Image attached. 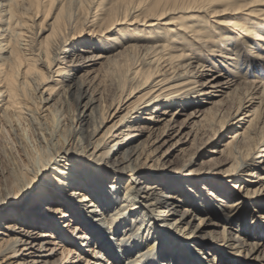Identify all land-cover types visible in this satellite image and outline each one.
I'll use <instances>...</instances> for the list:
<instances>
[{
    "label": "bare ground",
    "instance_id": "6f19581e",
    "mask_svg": "<svg viewBox=\"0 0 264 264\" xmlns=\"http://www.w3.org/2000/svg\"><path fill=\"white\" fill-rule=\"evenodd\" d=\"M62 1L56 0L61 4L59 11L65 4ZM85 1L91 4L86 26L67 34L66 30L70 29L57 13L50 18L51 22L42 24L46 14L40 19L39 13L47 8L44 2L51 4L48 0H0V264H264V221L259 223L256 219H264V199L250 203V208L244 200L248 196V184L260 187L251 189L249 196H257L259 189L264 193V165H257L251 159L256 144L249 141L255 126L248 125L244 132H237V136L243 138L246 151L241 160L234 166L231 164L233 167L222 175L227 181L243 175L246 187L241 198L235 197L233 191L222 194V190L213 191L205 184L196 188L191 185L176 188V192L167 179L144 177L142 168L150 155L149 140L132 132L135 127L127 128L119 139L108 144L110 137H119L114 130L130 120L139 119L136 113L149 110L146 118L161 122L167 120L162 115H171L168 107L172 103H176L175 110L186 101L187 104L195 101L189 100L191 93L207 95L209 92L196 89L194 85L195 78L204 75V65L200 61L205 56L212 61L211 55L214 59L218 56L223 66V73L212 74L209 78L211 83L220 76L224 79L209 85L220 95L225 94L217 101L221 106L228 108L229 105L224 89L240 82L247 74L263 77L264 55L260 53L264 52V46L253 55V48L257 50L258 44L256 46L252 40L264 43V0H148L145 4L117 0L113 6H104V0H79V7ZM177 13L180 16L174 21L172 17ZM38 19L35 26L39 27V35L33 29ZM188 20L191 23L186 24ZM119 23L134 25L132 29L126 28L122 37L141 32L139 39L150 38V44L127 41L121 45L124 51L115 52L104 47L103 40L96 34L103 33L104 38L106 31L121 32L122 29H115ZM74 39L90 44L91 48L101 45L102 49L93 52L88 46L80 48L78 51L86 52V56L77 57L69 65V61L64 62L59 55L70 52L64 47ZM229 40L237 43L236 47L227 48ZM48 43L50 50L44 51L41 47ZM127 50L137 58L128 78L132 84L124 92L120 89L105 110L99 107L96 99L100 98L96 87H102L103 72L97 65L102 58L108 61L118 56L123 58L121 55ZM250 57L257 60L248 62ZM53 62L63 65L52 70ZM53 76L59 78L53 79ZM47 82L53 85L45 86ZM245 84V99L237 106L236 113L251 108L258 98L253 94L264 87V82L260 84L258 80ZM27 85L31 93L38 94L31 98L42 103L40 111L30 109L26 100ZM143 89H146L143 95L134 101L135 94ZM72 95L78 102L83 101L81 113L71 121L75 124L62 123L56 117L49 126L48 116L49 119L55 117L58 103L70 102ZM257 104L263 105L260 100ZM160 105L165 107L160 109ZM87 109L89 112L85 114ZM124 109L127 111L119 117L124 124L122 121L112 124L93 140L105 124ZM156 112L160 116H154ZM261 113L264 121V106ZM214 114L209 108L205 116ZM84 115L89 118L90 129L82 143L75 135ZM23 121L30 123L35 144L44 143L49 147L44 162L31 156V137L20 125ZM262 143L260 157H264V139ZM90 148L92 152L87 153ZM222 148L225 155L232 156L228 140ZM73 153L105 168L88 166L85 172L90 174L59 169V161ZM114 153L116 156L111 162L110 155ZM110 169L119 175L108 178ZM254 171L261 173L252 180ZM215 177L221 178L220 174ZM140 179L148 183L133 189L132 183ZM90 180L99 181L98 186L92 187ZM164 188L174 191L162 193ZM162 205L157 213L153 212ZM112 206L108 222L112 236H102L92 228L93 218L88 213L103 215ZM182 206L185 209L181 219L176 221L188 223V217L196 219L201 213L198 226H202L200 230L206 231V235L191 232L180 233V239L172 236L179 234L178 229L165 220L174 213L171 209L179 212L178 207ZM90 207L97 208L90 210ZM220 227L222 230L218 231ZM196 238L198 241L192 240ZM187 240L191 241L185 243ZM207 244L212 252L205 250ZM132 252L135 253L132 255Z\"/></svg>",
    "mask_w": 264,
    "mask_h": 264
},
{
    "label": "rangeland",
    "instance_id": "374dc122",
    "mask_svg": "<svg viewBox=\"0 0 264 264\" xmlns=\"http://www.w3.org/2000/svg\"><path fill=\"white\" fill-rule=\"evenodd\" d=\"M117 0H104L103 5H114V3ZM148 0H131V2H141L142 4L147 3ZM77 2V3H76ZM46 3V7L48 10L44 8V12L42 11L40 14V19L42 16L46 14L43 20V25L47 24V22H51V19L53 16L58 14V16L64 20V23L67 24V27L70 30H66L67 34H69L71 31H78L83 29L86 24V17L89 13V7L90 3H87L85 1L83 6L79 7V0H63L61 3H65L62 7V9L59 11L60 3H57L56 0H48V3H51L50 5H47V2H44V5ZM180 16V13L175 14L172 19L176 21ZM35 20L33 29L36 30V32L40 33L39 27L35 24L39 22V20ZM73 21V22H72ZM186 24L191 23L190 20L185 22ZM134 25H129L127 23H119L115 26V29H122L120 32L118 30V33L113 32L109 33V31H106L107 33L104 35V38L102 34H96L97 38H101L102 44L104 47L114 49L115 51H124V49L121 47L125 42L129 43H135L137 45H145L150 44V38L148 40L142 41L139 39L141 32L138 34H133L132 36H124L125 33L123 31L126 30V28L132 29ZM84 31V30H83ZM115 31V30H112ZM110 31V32H112ZM69 32V33H68ZM123 32V33H122ZM120 33V34H119ZM146 33V32H144ZM122 34V35H121ZM151 37V34H148ZM139 36V37H138ZM216 34L214 35V37ZM88 41L91 40V37L89 35L86 36ZM138 37V38H137ZM213 37V36H212ZM213 37V38H214ZM137 38V39H136ZM251 39V38H248ZM224 41V40H223ZM230 41V42H229ZM228 41L227 48H234L236 47L233 41ZM253 43L257 46V50L253 48L254 52H252L253 55L256 53H259V47L264 46V43L257 42V40H252ZM234 43V44H233ZM74 44V45H73ZM83 45V46H82ZM90 44H81L80 42H77V40H72L71 44H67L64 49H68V53L62 52L59 56L62 57V60L69 61L68 64H72L75 62V60L79 59V56H86V52L78 51L80 48L84 47H90ZM219 46H222L220 43H218ZM41 46V44H40ZM82 46V47H81ZM44 47V48H43ZM74 47V48H73ZM100 47L102 49V46H97L94 48H89L91 51H99ZM239 45L237 46V48ZM44 51L50 50V44H44L41 47ZM245 48V47H243ZM46 49V50H45ZM85 49V48H84ZM86 51V50H85ZM200 51H202L200 49ZM256 51V52H255ZM203 52V51H202ZM201 52V53H202ZM261 52V50H260ZM217 54V53H216ZM260 54L264 55V52L262 51ZM123 58L120 56L114 58L113 60H109L108 58H102L100 61V64L98 63L97 67L101 68L103 70L102 72V84L98 88V93H100V98L96 97L98 99V102L100 103L101 108H105V110L108 108L110 101L112 98L121 92L120 89L123 90V92L128 88L131 84L128 81L129 77L131 76V72L133 69H135V60L137 59L133 53L129 50L125 52V54H122ZM211 55L210 60L209 56H205L200 62H203L204 65V75L201 77L195 78L197 81L194 85H196V89L202 88L204 92H209L207 95H196V93H191L189 100H195L193 103H184V105H179L175 110H173L176 107V103H172L168 109L170 110L171 115H162V117H165L167 120L161 121V122H152L151 120L147 119L149 110H145L140 113L134 114L136 118L135 120H130V122L125 123L123 127H121L118 130H114L113 133L118 135L117 138H109L108 141H110L108 144L112 143L114 140L119 139L121 132H126L127 128L129 127H135L134 131L137 132L141 137V139H146V141L149 140V146L148 149L150 151V155L147 157V160H145L143 164L144 167L142 168V172L144 174V177L149 178L152 176H160L161 179H167L169 182V185H174V189L176 188H182L184 186L191 185L194 188L200 187L203 184L206 186H211L210 189L213 191H221L222 194L228 193L230 191H233V193H236L237 196L235 197H242L245 193V181L242 180L241 176L239 175V179H231L229 181L226 180L227 177H222V175H225L226 172H228L236 163H238L241 160L242 153H245V146H243V138H240L241 136H237V132L242 131L244 132L249 127H254L255 133L250 138L249 143H255L256 146L254 150L251 153V159L256 163L257 165H264V157H260L259 154H261V147L263 146L262 140L264 139V121L261 120V108L264 106V87H260L258 91L253 94L254 96H257L255 103L251 108H244L239 110L238 113H236L237 106L241 103V101H244L245 99V92H247V85L245 82L258 80L260 81V84L264 82V76L261 78L254 77L252 74H247V76L240 80V82H236L235 84L231 85L229 88L224 89L227 100H228V108L225 106H221L218 104L217 101L222 98L223 95L220 92H216L212 87H209L210 84L220 83L223 82L224 79L220 76L216 80H214L212 83L209 82L210 76L213 74L216 75L218 73H223V66L221 63L218 62L219 57ZM125 58V59H124ZM130 60H129V59ZM136 58V59H135ZM116 59V60H115ZM118 59V60H117ZM133 60V61H132ZM257 59L250 57L251 61H255ZM112 61V62H111ZM120 61V62H119ZM124 61V62H123ZM210 61V62H209ZM118 62V63H117ZM139 62V61H138ZM212 62V63H211ZM214 62V63H213ZM257 62V61H256ZM58 62L52 63V70H55L57 67H61L63 64H57ZM116 65H115V64ZM216 64V66H214ZM196 65V64H195ZM39 68H43L40 65H37ZM197 66V65H196ZM145 68V67H144ZM261 69V68H260ZM45 70V69H43ZM76 70V69H75ZM77 71V70H76ZM71 72H74L71 71ZM78 72V71H77ZM47 74V73H46ZM59 76H53V79H57ZM141 79V77H139ZM160 77L156 78L155 80L159 79ZM229 78V77H228ZM179 81V80H177ZM202 83L204 85L202 86ZM239 84V86H238ZM53 85V82H47L45 86H51ZM29 85L26 86V100L28 101L29 105L31 106L30 109L34 111H40L42 103L35 102L31 97L37 96L36 91L30 92ZM120 90V91H119ZM146 89H143L135 94L134 101L139 99L143 95ZM196 95V96H195ZM146 97V96H145ZM197 97V98H196ZM243 99V100H242ZM133 100V99H132ZM261 101L263 104L262 107H260L261 104H257L258 101ZM215 101V102H214ZM209 102V103H208ZM213 106H212V104ZM214 102V103H213ZM217 102V103H216ZM83 104L82 102H78L75 96H70V102L66 103H58L57 105V112L56 116L47 119V122H49V126L51 125V120L54 121V119L57 117V119H60L61 122L66 124H75V122H71L73 118H77L78 114L81 113L82 107L80 106ZM244 105L247 103L244 102ZM212 106V107H211ZM224 109H222L221 107ZM165 107V105H160V109ZM219 107V109H217ZM245 107V106H244ZM260 107V108H259ZM209 108L213 109L214 115L213 116H205L206 111L209 110ZM256 108V111L253 112L252 110ZM90 109V108H89ZM89 109H87L84 113L87 114L89 112ZM96 109V108H95ZM221 109V110H220ZM127 109H124L119 112V115L116 117H113L109 122L105 124L103 129L99 132V134L93 139H97L100 137L101 133L112 124H124L122 119H119V117L125 112ZM179 111V113L177 112ZM112 112V111H111ZM172 112V113H171ZM236 116L233 119V115ZM154 116H160L159 112H156L153 114ZM255 115V116H254ZM208 117V118H207ZM253 117V118H252ZM84 118V120H82ZM80 123V130L76 133L75 137L80 138V140L85 141V138L87 137V134L89 133L90 129V122L89 118H87V115H84ZM252 118V120L249 123V120ZM118 121H122L121 123ZM238 121H241L240 123ZM260 121V123H259ZM165 123V124H164ZM24 129H26L27 135L30 138V146L29 149H31V156L35 157L37 156L40 160L44 162L46 160V156H48L50 149L46 144H35V141L33 140V130L30 126V123L28 121H23L22 124H20ZM128 125V126H127ZM169 126L170 130H166V127ZM137 129V130H136ZM165 130V131H164ZM164 131V134L159 137V133ZM263 135V136H262ZM158 137V138H157ZM240 138V140H239ZM228 140V143L231 145V155L227 156L225 153H223L222 145L223 143ZM239 140V141H238ZM107 141V142H108ZM238 141V142H237ZM241 141V142H240ZM134 143H132L133 145ZM241 144V145H240ZM93 148H90L87 153H91ZM103 150V149H101ZM99 150L98 152H100ZM74 151V150H72ZM97 152V153H98ZM115 153L110 155V161L113 162L115 158ZM150 159V160H149ZM236 159V160H235ZM40 162V161H39ZM234 163V164H233ZM231 164L233 166H231ZM51 166H55L54 164H51ZM49 165V166H50ZM59 169L65 170L68 168L70 171H84L83 174H87L88 172H85V168L88 166H94L95 169H101L105 168L102 165H97L93 161H91L89 158H83L81 155L77 154H68L65 158H63L59 163L57 164ZM256 172V173H255ZM257 172L254 171V175L251 178L252 180H255L257 178ZM90 174V173H88ZM142 174V175H143ZM220 174L221 178L215 177L216 175ZM119 175L118 172L112 171L110 169V172L108 174V178L111 176ZM212 175V176H209ZM196 177H199V180H196ZM201 177V178H200ZM128 179L127 177H124ZM228 179V178H227ZM92 183V187L94 185L98 186L99 181L96 180H90ZM109 181V179H108ZM106 181V182H108ZM111 181V180H110ZM132 183V182H131ZM148 183V181H144L143 179H140L139 181H135L132 183L133 189H138V187L145 186ZM233 186V187H232ZM260 188L259 186H255L252 184H248L247 189L248 192L246 193L248 196L244 198V200L247 202L248 208H250V203H256L261 198L264 199V193L261 192V189L257 191V196H249L251 193V189L254 188ZM91 188V187H90ZM174 189L169 190L164 188L162 190V193H173ZM93 190H89L91 193ZM216 191V192H217ZM177 192V189H176ZM180 192V191H179ZM230 195V194H229ZM210 196V195H208ZM118 203V201L116 202ZM115 206V205H114ZM106 210V212L103 215L94 214L93 212L88 213L90 218H93L94 225H92V228H96L98 231H100L102 236H109L110 234V225L109 221L111 220V211L113 207ZM165 207V205H164ZM93 208L97 207H90V210H93ZM163 208L162 206H158L154 209V213L158 212V209ZM169 208V207H168ZM179 212H175L173 209L170 210L174 213L170 214L168 216L167 220H165L166 223H170V226L176 227L178 229L179 234H174L172 236L176 237L177 239L182 238V235L180 233H191L194 232L196 235L197 233L201 234V236L206 235V231L201 232L200 228L202 226H198L200 220V216H202L201 213H198L196 219H190L189 217L186 219L188 223H180L177 222L181 219V215L183 214V210L185 209V206L178 207ZM98 213V212H97ZM249 214V212H247ZM251 214V213H250ZM258 219V222L261 223L264 221L261 217H256ZM177 220V221H176ZM250 219H248L249 223ZM163 223V222H162ZM200 230V231H199ZM205 230V229H204ZM218 231L222 230V228H218ZM111 235V234H110ZM119 235V234H118ZM209 235V234H208ZM112 236V235H111ZM214 236H217L214 234ZM115 239V238H114ZM197 240L198 239H192ZM191 240H187L185 243L190 242ZM202 242V241H201ZM194 245V244H193ZM115 247V245H114ZM205 247V246H204ZM118 248V246H116ZM210 248V245L207 244L205 247V250L208 252H212L211 250H208ZM194 254H197L195 251H191ZM135 252H132V255ZM209 258V257H208ZM123 261L125 259L123 258ZM126 262V261H125ZM214 264H217V262H214Z\"/></svg>",
    "mask_w": 264,
    "mask_h": 264
}]
</instances>
